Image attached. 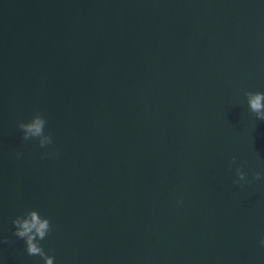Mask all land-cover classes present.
<instances>
[{
  "label": "water",
  "instance_id": "1",
  "mask_svg": "<svg viewBox=\"0 0 264 264\" xmlns=\"http://www.w3.org/2000/svg\"><path fill=\"white\" fill-rule=\"evenodd\" d=\"M246 91L264 0H0V234L35 207L56 264H264ZM37 111L46 150L16 127ZM13 240L4 264H43Z\"/></svg>",
  "mask_w": 264,
  "mask_h": 264
},
{
  "label": "clouds",
  "instance_id": "2",
  "mask_svg": "<svg viewBox=\"0 0 264 264\" xmlns=\"http://www.w3.org/2000/svg\"><path fill=\"white\" fill-rule=\"evenodd\" d=\"M246 98L247 108L254 116L255 120L264 121V92L261 91H246L244 93ZM46 116L37 111L28 119H21L17 121L16 127L20 133L21 139L24 142H35L39 148L47 149L53 145L54 138L47 128ZM52 155V153H46ZM22 152H16V159L23 157ZM235 163V158H233ZM253 181H264V173L255 171L252 173L251 180L248 179L247 174L241 170V167L235 168L234 184L243 186L244 184H251ZM52 232L51 218L42 214L38 208H30L21 214L16 215L11 220V236L0 234V245L13 243L15 240L23 241L24 251L30 257H39L43 264H56V257L52 254V250H45L42 242L46 241ZM260 247L264 248V236L259 239ZM0 264H4L3 258H0Z\"/></svg>",
  "mask_w": 264,
  "mask_h": 264
}]
</instances>
